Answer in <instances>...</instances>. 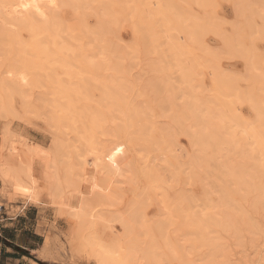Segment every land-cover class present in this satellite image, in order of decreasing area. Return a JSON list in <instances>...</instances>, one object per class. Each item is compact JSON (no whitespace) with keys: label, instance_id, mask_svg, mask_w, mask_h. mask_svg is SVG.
<instances>
[{"label":"rangeland","instance_id":"rangeland-1","mask_svg":"<svg viewBox=\"0 0 264 264\" xmlns=\"http://www.w3.org/2000/svg\"><path fill=\"white\" fill-rule=\"evenodd\" d=\"M87 1L88 0H85L86 4L83 3L77 6L78 10H79V7L80 6L83 7V5L84 7L86 6L87 9L89 8L88 7L89 5L92 6V2H90L92 0H89L90 3L88 4V6H87V3H88ZM102 1L103 0H101V2ZM120 1L121 0L117 1V3H111V2H115V0H104L103 5L106 6L107 4H109L108 6H106V9L107 7L108 9L107 10L103 8L100 9L102 10V13L106 12L105 14L107 15H104L105 20L107 19L108 24L111 26L112 29H116L114 26L111 25L112 22L115 21L114 20L115 18L118 19L116 20V22H113L114 25L118 23V25L116 26L117 27L119 26L116 31L113 30V33L115 31L114 33L115 36L111 33H110L111 34L110 36L107 35L106 30L110 28L109 25H108L109 27L107 26L108 29H102V33L104 34L100 36V38L104 37V35H107L108 36L107 39L109 41H107V39L104 38L103 39L104 41L102 42V40L99 38V36L96 33L97 29L95 31L92 30L93 25H95L94 26L95 28L96 26L98 28L100 23L104 21L103 14H101V12L100 13L98 12L100 6H102L101 5L102 3H100V0H98V2L96 0H93L94 3H98V4L100 3V5L95 4L94 6L91 7V9L96 7L95 11L97 10L96 12L99 15H101V17L103 18V21L101 22H100V20H102L100 19L101 17L98 18L100 19L98 20V23L100 22L99 25L98 23L97 25L95 24L96 18H94L93 16L94 14L92 15L94 10L93 12L92 10H90V13L91 12L92 13L91 15H88L90 14L89 9L87 12L86 9L84 10V7H83L84 12L85 11L87 12L86 13L87 17H86V14H83L85 15V17L83 15L82 17L80 16L81 13L83 12L81 8H80L81 10L80 13L76 7L71 8L70 6L72 5L69 6V4H66L68 6H63L60 8L61 11L59 10L60 12L58 11V13L56 14L57 16L56 19L59 21L61 19L63 20V21L61 20L60 22L58 21L57 25L59 28L61 27L60 29L59 28L58 29L59 31H61V34H63L64 38L55 36V41L57 42L60 41V44L59 43L58 44L61 46L63 45L64 48L61 46L59 47L57 42H54L48 37L43 36L41 34L36 35L37 40L33 44V46L36 49L33 48L31 43L35 40V36H33L34 40H32L33 37L27 32V30H25V28H22V36L24 40L22 39L23 42H21L20 45L18 44L20 42H14L9 39L7 40V37L4 39V41L7 40L8 43H5L3 39H1L0 43L1 44L3 42L5 43L4 45L5 50H4V46H0L2 49V51L0 52L1 54L0 55V66H1L0 73L2 74V76L4 75V78L6 76L5 75L6 70L12 69L11 67L13 65L17 66V64L19 65L20 64L22 65L32 64V65H35V67L39 66L38 68L40 69V71L34 73L35 75L34 78H33L34 75L33 76L31 75L32 79H35V81L37 80L35 84L32 85L30 83L31 81V78H30V81L28 82L30 85L28 86V83L25 84L24 86H26V88L25 87L23 88L22 87L23 85L19 86L20 87L19 92H18V87H15V85L13 84H11L12 86L10 84H6V85H9L7 86V88L5 84L1 86L0 89L3 90L5 88L4 92L5 93L7 92L9 95L8 94L5 95V93H3L2 90H0V97H1L0 98V140H1L0 143H2V141L5 142V138H3L4 137L3 135L5 134L8 135L9 133L10 134L9 136L15 139V141H17L16 138L18 139L17 135L21 134V136H23L25 140H27L26 142L28 144H34V145L37 144L41 149H43V151L44 150L45 152L48 151L47 153L50 154L52 157H54L53 155H55L54 159L60 160V161H57L58 163H56L57 165L55 167L57 171H60L59 180L61 182H63L65 173H67V175H70L69 178L73 179L74 181L78 177V175H80V173L84 172L85 174H88L94 171L95 177H96L95 184L93 185L94 193L92 194V197L90 196L88 197L89 198L88 201L91 204V206L94 208V210L99 211L100 214L102 215H106V214L112 213L111 211L116 210V209H119L122 212L129 210V208L132 206L130 210L133 211V208H134L135 213L137 212L136 215L138 216L140 214V217H138L139 219L137 220L138 223H141L142 225L149 224V226H152L153 231L155 230L154 233L157 234L158 238L161 236V233H163L162 229L165 228L164 233L162 234L161 237H163V235L164 236L170 235L173 237L175 235L174 233L176 232V234L177 233L178 235L180 234L179 237L181 239H184V238L186 240L188 239L187 240L188 242L194 241V245H192L194 247H191L189 245L188 246L190 247L189 251L192 252L190 254L192 255V257H189V259L193 261L195 264L196 263L198 264L202 259L204 261L209 260L210 256L213 258V261H211V263L209 264H264V205L262 204V199H261L262 196H259L260 194L253 189H246L244 187L240 188L238 187L237 183H235L236 174H234L233 171H238L239 169H241L240 166L242 164L239 165V160L235 159L231 153L226 154L224 152L226 156L221 157V155L223 154L221 151L222 149L221 146H223L224 143L219 144V145H217L218 143H213V140L214 141L216 140L217 133H215L216 135L215 136L214 131L212 130L213 133L212 131H210L211 133L208 137L206 136L204 137L203 135L200 134L201 136H203V137L201 136L200 137L202 139H205L204 142H202V140L199 141L201 139L199 136H198L199 139L198 138L195 139L197 140V142L195 141L196 146L199 142H200L199 144L204 143V145L202 146L199 145L200 149L198 148L199 146L195 148V146L193 145L194 139L191 140L189 135L184 134L186 127L188 128V130H192L193 127L195 128L197 127L194 125L196 124V122H193L191 117L190 119L189 117H187L188 111L186 110L188 109L186 108H189V106L187 103H185V101L188 99L186 96L187 95L189 96V94H192V92H194V94L192 95H194L195 99H198L200 101L202 100V103L206 102L207 100L206 103L209 104V106L207 104L202 105L205 109L207 108L208 111H205V109L201 106V110L203 112L204 111L205 112H209V111L216 112V110L219 111L220 113L222 112L225 115L224 117L225 120L223 119L225 126L227 125V127H229V128L225 127L227 128V130L228 129L232 131L234 130L233 132L235 133L236 131L235 126L239 128V130L237 128L236 132L238 133V135L236 134L237 135L236 137L240 141L236 139L237 140L236 143H239V144L241 143L243 147V143L248 139L250 140V135L248 134L246 130H249L248 128L251 127L250 121L253 122L257 118V113H256V110L255 112L254 110H252L254 109L252 108L253 102L249 104L245 102L246 100L245 94L246 95L249 94V97L248 96L247 97L249 99L250 97H252L251 99L252 101L253 99L256 100L257 98L256 101L258 103L259 102L264 103V95H262V93H264V63H263L264 62V35H263L264 34V0H242V2L241 0L240 1L239 0H213V1L211 0V3H210V0H203L205 2L204 3L202 1L203 4H208L205 6H203L202 4L200 5L201 2L198 3L199 5H196L197 3L195 2L196 0L192 1L195 3H192L191 0H182L183 3L177 6L179 8V15H181L182 18L184 19L189 14V12H191L190 13L192 14L191 17L190 18L187 17L189 19V21L187 20L188 23L190 22V19L193 17V15H195L193 17L194 21L196 19L199 20V19H204V18H206L207 20L209 19L208 21H211L209 22L210 24V27H209L208 26L209 24L207 23V20H206V28L208 29L207 34H206V29L204 28L205 30L201 34L205 33L206 35L205 36L203 35V37L202 35L200 36V33L198 35L200 36V40H201L200 41L198 39V41L201 42L202 47L201 45H198L200 44L198 41H197V44H196V41L195 43H192V41L190 42L189 40H187L186 36H185V39H183L185 34H182V35L179 34L181 33L179 30L178 32L176 29L177 33L173 32V30L175 29L174 27H173L174 28L173 30H169L168 26L164 24L165 23L164 20H163L164 23H162V20H159V22L161 23H159L158 20H150V19H158L159 17V16L157 17L158 12H159V15L161 12V16L159 17L161 19H164L166 13H170V12L172 13L171 15L178 16L177 14L178 11L173 12V10H170V8L165 9L167 10L166 13L164 12L165 15L162 14L161 10L163 9V11H165L164 7L165 8L170 7L171 3L168 2L167 0L166 1L169 3V5L167 3L164 4L163 0L162 2L160 0H154L155 2L153 0H149L150 3L147 2V4L151 5V7L149 6L150 8H145V7H148L146 5L145 0H139V2H136V0H130V2L129 0L128 2H126L127 0H122L121 3ZM159 1L161 2L160 4H159ZM170 1L172 2L171 4L172 7H173V4L174 5L179 4V2H175V1L182 2L181 0H170ZM125 2H126V5L129 4L128 7L132 6L131 2H133V6L131 8L129 7L132 11H130V9H126L127 7L123 5ZM140 2L144 3L145 6L141 7L142 4L140 6L139 4ZM238 2H240L241 4L242 3L244 4L241 6L239 5L240 6L239 8L237 4ZM136 3H138L140 7ZM156 3H158L159 7L162 5L163 8L160 7L162 9L158 10V6ZM77 4L79 3L76 2L75 5ZM121 4H122V7H121L122 10H120ZM96 5H98L99 7ZM74 8L76 9L74 10ZM140 8L141 10H143L142 12L143 14L140 12L141 11L139 10ZM241 8L242 10H240ZM145 9L147 10L151 9V10L150 11L146 10L145 12ZM123 10H125V13ZM155 10L158 12L156 13ZM176 10L177 9L175 7L174 11ZM129 11L131 12V15H129L130 14ZM185 11H187V14H185ZM150 12L152 13V16L155 12L156 16L151 18ZM73 13L79 15L80 19H78L79 17L77 15H74ZM121 13H123V16ZM98 14H97V17H98ZM114 14L120 15L119 16L120 19L118 18V15L115 16ZM124 14H127L128 16L126 15L125 17ZM139 14L140 15L142 14L143 16L146 14L147 15L145 16V18H143L142 15L141 17H139L140 16ZM111 15L114 17H112L111 23H109L111 19L110 17ZM148 15H149V18H148ZM162 15H164V18L162 17ZM75 18L77 19V22ZM83 18H86V20ZM141 18L144 19V21H141L142 20ZM185 19L184 21L187 22ZM91 20H93V22H91ZM120 20H122V22H119ZM128 20L130 21V23ZM145 20L147 21L145 22ZM148 20L149 22L153 21V24H151L152 22L149 23ZM138 21H140L141 25L138 24L139 23ZM242 21L243 23L244 22L249 23V25H252V27H249V25L248 24L246 25L245 23L242 25ZM64 22L66 23L67 28L65 27ZM70 22H73V24H75L76 22V25H73V27L74 26L76 27L78 23H80V27H78L79 26L78 25L77 28H74L75 30H73V27H71ZM191 22L193 23V21ZM199 22L200 21H198V23ZM61 23L63 24L64 29L66 28L65 30L62 28ZM124 23H127V24H124ZM148 23L150 25L149 27L146 26ZM157 23L160 24V26H162L163 24V26L160 27L159 29ZM133 24L134 26L136 25L135 29H138L137 27L143 26L142 28L144 29L141 31H143L146 35L150 34L149 36L151 37L155 35V33H157L156 35L159 36L158 37L159 40H157L158 38L155 35L157 41L150 43V41L148 42V40L153 41L152 39H155V37L153 36L154 38L152 37L151 39V37L148 36L146 37L147 42L145 43L146 45L147 43L148 44L150 43L147 47H149L150 45L152 46H150L149 48L143 46L144 44V42H142L143 39L141 40L140 38L141 36L142 38H145L143 37L145 34L141 32L142 33L141 35V33L138 32V30H136L138 32V34H136L132 26ZM103 25L105 24L102 23V26ZM106 25L105 27L103 26V28H106ZM234 25L236 26L242 25V27L240 26L241 28L239 29L238 28L232 29V26L235 27ZM82 26L83 28H81ZM165 26L167 27V31L165 29ZM89 27H91L90 30H88ZM150 27L151 29L153 28V30L155 28V30L154 31L150 30ZM243 27L245 28L242 29ZM247 27H249L248 29H251L253 27L255 28L254 31L255 30L256 31L253 33V35L249 30H247ZM78 28H81L80 30H82V33H84L88 37H83L85 35L84 34L82 35ZM71 29H72V32H71ZM131 29H133L134 32ZM161 29L163 30L160 31ZM240 29L244 30L243 32L241 30L242 34L243 33L245 34L246 32L250 33L251 38H249L250 35L249 36L241 35ZM214 30L216 31L215 36H214L215 34ZM238 30H239V35H238ZM76 31L77 32L79 31V33H76ZM91 31L95 32L93 36H92L93 32L90 35ZM109 31L111 32L112 30H108V32ZM74 33H76L77 35H74ZM139 33L141 35L140 37H139ZM167 33H172V34L175 33L174 35L175 37L171 41H175V38H177L176 35L177 36L180 35L181 39L179 36L178 37L179 42L177 43L175 42V45L172 47L169 45L171 43L169 41L171 38L169 37ZM29 35L30 37H28ZM57 35L62 36L60 34H57ZM71 35L74 37L75 40L70 39V38L73 39ZM233 35L235 36L238 35V36L235 37ZM41 36L42 38L44 37L43 40L39 39ZM66 36L68 37L66 38ZM91 36L94 37L95 39L97 38L96 39L97 41H99L100 39L101 44L110 42V44L109 43H107L106 45L103 44L107 51H110V50L112 51L115 48V47L113 48L111 47L113 46L112 44L113 40L119 39L118 41L121 42L120 45L122 44L121 46L122 48H124L123 51L125 50L126 52L122 51L123 52V55H122L121 51L119 50L121 47L116 48V50L117 49L119 50V53L118 52L117 53L120 56L116 55L117 53L116 54L114 53L116 50L115 51L113 50L114 51L113 53L111 51H110L111 53L107 52L104 49V47L101 44H99L100 41L99 43L98 42L96 43L95 39L92 38ZM111 36H113L114 39H112ZM221 36H224L223 38H225L226 40L228 38L230 41H231L230 38H232V36L235 37L236 39L232 38V41L233 42L235 41L232 44L233 47L232 46L230 47L227 42H226V45H223ZM241 36L244 38V39L242 38L244 42L242 39L237 38ZM4 37L0 33V38H4ZM64 39H66L67 41ZM87 39L89 41L93 40L94 42L91 41L93 42V45L95 43L94 46L97 45L99 49L102 47L104 52H101L100 54H98L101 49L99 51L96 50L97 48L95 49L92 43H89V45L87 46V43L89 42ZM180 40L182 41L183 45L185 44L184 46H186V48L184 46H183L184 49L180 48L181 47ZM42 41L44 43H42ZM114 41L115 43L117 42L116 40ZM162 41L164 44H162ZM176 41H178V39ZM241 41L243 43H241ZM248 41L251 44H249ZM13 44H14V49L16 52L13 49ZM159 44L161 46H158ZM177 44H180L178 45L179 50L174 48L177 46ZM9 45L12 47H9L7 49ZM15 45L17 46V48ZM23 45L26 48H22L24 47ZM36 45H39V48ZM44 45L46 46L44 47ZM153 45H155L158 53L157 51L155 52V48ZM40 46L42 47V50L40 49ZM49 46H50V49H49ZM91 46H93V48ZM107 46H109L110 50L109 48L107 49ZM78 47L79 49H77ZM86 47L87 49H85ZM160 47H161L162 53H161ZM250 47H251V50H250ZM56 48H59V50L58 49L56 50ZM61 48H63L64 50L62 52H59ZM145 48H147L148 50L150 49V50L148 51ZM246 48L249 50V53H251V56L255 53V51L257 54H254V57L253 56L249 57L248 55L250 54H248L247 52L248 50H246ZM47 49L49 50L50 54L48 53ZM24 50L26 51V53H24ZM35 50H36V53L33 52ZM66 50L67 52L65 54ZM204 50H207V51H204ZM243 50H246V52H244ZM252 50L254 52H252ZM37 51H40L39 53L40 54L42 53V54L38 56ZM3 52H4V56H3ZM72 52L74 54H72ZM94 52H98V53L95 54ZM211 53L214 56L217 55L215 56L216 57L215 59H213L214 56ZM25 54H28L29 56L30 55L31 56L29 57L27 55L28 56L27 57L25 56ZM69 54L71 57L69 56ZM209 54H210V57H209ZM234 54H237V57ZM238 54L241 57L238 56ZM257 57L260 59H258ZM52 58L53 59L55 58L53 62L54 63L57 62V66L56 64L53 65V62L51 61ZM87 59L90 61L89 63ZM58 60L62 61V65H61V62L60 64L58 63ZM95 60H97L98 62ZM48 61H50L49 69L51 70L47 69L49 65ZM120 61H122V65L120 64ZM63 62H65L67 66L64 67ZM115 62H116V65L113 66ZM51 64L53 65L52 67H51ZM247 67L249 69H247ZM210 68L213 71H211ZM73 69L75 70L74 72H73ZM180 69L189 71L187 75V78H188V80L186 81L187 83H185V81H182L183 78L181 79ZM1 70H3V72ZM65 70L67 73L65 72ZM71 70L73 73L71 72ZM247 70H249L250 72H248ZM246 71L248 73H251L250 74L251 77L255 76L257 79L255 80L254 77L252 79ZM46 72L50 74H47ZM36 73H39V74H36ZM40 75L41 76L43 75V78L40 77ZM212 75L214 76L213 80L215 84L217 83L216 88L219 87L220 89H222V91L220 90L222 92L220 93V95L218 93L219 89H216V88L214 89L215 84L213 80L211 79L213 78ZM220 75L221 77L223 76L222 79ZM226 76H227V79L229 77L228 81L225 80ZM230 79L232 80V82L230 81ZM161 82L162 83L167 82V88L165 90H162V87H159V84H162ZM257 82H260V83H257ZM123 83L124 85L127 86V88L126 86L122 87ZM188 84L193 90V91L191 90L192 92L190 91L191 93H189L187 88L185 89V87ZM102 85H104V87ZM36 86H39V87H36ZM10 87L12 88L10 89ZM164 87L165 85L163 86V88ZM223 88L225 89L226 92L230 91V94L226 93L225 95ZM233 88L236 92L231 91L233 90ZM108 89H110V91ZM22 90H23V93H21ZM184 90H185V93L182 92ZM248 90H250V92ZM239 91L241 92L244 91V93L242 92L243 94H241V92ZM120 92H121V96H120ZM221 94L223 95L224 98L222 97ZM169 95L172 97V99L166 98ZM229 95L232 96V100L230 99L231 96ZM236 95L237 96L241 95L242 98L244 97L243 100L241 96H239L238 97L239 100L237 101L238 98L236 97ZM226 96L228 97L226 98ZM212 97L214 98V100ZM184 98L186 100H183ZM258 98H260L262 101H260V99ZM218 99H220L221 101ZM229 101L230 103L232 102L233 104L232 103L230 104ZM241 101H244V102H241ZM165 102L167 103V105ZM168 102H172V103L174 102L173 106L175 108L171 109L173 108V106H171V104L168 105ZM224 102L225 104H223ZM248 102H250V100ZM159 103H162V104L160 105ZM236 103L238 104L236 105ZM263 103H259V104L262 105ZM230 105L233 109L230 108ZM134 106L136 107V109H134L135 108ZM167 106H169V109H171L172 111L171 113H169L170 111ZM224 107H226L228 111ZM159 108L163 109V113L165 114L167 113L166 110L168 109L169 115H167L168 113L166 114V116L162 115ZM223 108L224 110H222ZM234 108H235L236 113L234 111H231V114H237L239 116L242 115L240 116L242 118V121H239V122H242L241 124L240 123L238 124V122L236 121L234 124V121L231 122L230 121L231 119L228 118L230 114L228 113L230 112L229 110L231 109L234 110ZM131 109L132 110L134 109V110L131 111ZM219 109H221V111ZM173 110H175V112H173ZM130 112L131 113L133 112L132 113V115L134 114L133 117L131 116V114H129ZM212 114L215 115L214 113ZM80 115H81V118H80ZM173 115H175V117L180 119L181 121L178 120V122L176 121L175 123L176 119ZM168 116H171V117L173 116V117L168 118ZM262 117H264V109H263ZM256 120L258 121V119ZM226 121L228 123H226ZM229 121L232 124L231 123L229 124ZM246 122L249 125H247ZM94 123L96 124V126ZM177 123L179 124L178 127H177ZM192 123H193V126H192ZM236 123L238 124V126L236 125ZM243 123L244 124L246 123V124L244 125ZM258 123L259 122H257V125ZM172 124L173 125L176 124V127L173 126ZM197 124H199L200 127L202 126L201 128L205 130L204 132L206 134L209 132L211 128L209 124H208L209 128L204 126V124L206 125V122L203 124H201V122H197ZM233 125H234V129H233ZM246 125H247L246 127L247 129L244 128ZM252 125L256 127L255 126L256 123L254 124L252 123ZM189 126H191L192 128L189 129ZM241 126H242L241 130L246 131L247 133L245 132L244 133L248 136L239 138V136L244 135L243 131L241 132L240 130ZM158 128H160L159 131H158ZM166 128H168V131H165ZM195 128L194 130L196 131L199 130V127L197 128L198 130ZM141 129H144V130H141ZM145 129L148 131H146ZM152 129L153 131H151ZM157 131L159 135L161 134L160 136L158 135V137H157ZM161 131H163L162 132L163 134L166 132L164 134V136L166 135L165 137L162 135ZM199 131L198 133L202 132V134L205 135L203 131H200V132ZM168 132H169V136H171V138L168 137L169 140L166 139ZM141 133H143L144 135ZM209 137L212 140L211 144L208 142L210 141ZM245 137H246V140L244 141ZM153 138H155L158 142L155 141V139ZM164 138L167 141L164 140ZM207 138L209 139L208 141H206ZM241 138H244V139L242 140ZM130 139L133 140L132 142L134 143L132 142L129 143ZM152 141L154 144H152ZM206 142L208 143L207 145H205ZM157 143L159 144L161 143V144L158 145ZM165 143H167L168 145L170 143L169 147L168 145H166L165 146L166 148H164L163 146L165 145ZM212 144H214V148L217 145L215 149L210 148ZM203 146L204 148H202ZM207 146L209 147L207 148ZM244 146H245V149L249 148V146L251 147V143L250 144L244 143ZM219 147H221V149ZM93 148L95 152L91 153L90 149L92 150ZM121 149H123L126 152L127 162L125 161V164H124L125 165L124 170H127L126 173L124 172L121 173L120 170L117 169V167L113 166L112 160H111L113 158H117L118 155H120ZM195 149L204 150V151L199 152L201 153L200 157L201 158L203 157L202 159H199L200 158L199 154L197 156ZM212 149L216 151L219 150V152L221 151V153L217 154L218 152L215 151L216 152L215 153L213 152ZM251 149L252 147L250 148V150ZM97 150L101 152H98ZM117 152L119 154L116 157L115 154ZM244 152L246 153V150H244ZM107 153L109 154V157L107 156L108 155ZM113 153H114L113 155L114 157L112 156ZM193 154L196 155V158L199 157L198 158L199 161L193 162L194 161L192 158ZM98 157L99 158L102 157V158L98 160ZM189 157L191 158L189 159ZM217 158L218 160H216ZM206 159L207 160L210 159L208 160V163L211 162V166H208L210 164L207 163ZM190 160L192 162H190ZM205 161H206V164H204ZM218 162L220 164H218ZM234 164H236V166H234ZM246 164L248 163H244V166ZM250 164L251 163H249L245 167H242V169L245 168L243 170L248 171L249 168L247 169V167L249 166L251 168V171H254L252 169L255 168V166L250 165ZM219 165L220 167H222V169L228 168L229 170L231 168L232 172L226 174L224 172V169L222 170L219 167ZM233 166L235 168L237 167V169L235 170ZM83 168H85V170L81 172ZM39 170H41L40 165L37 166L35 170V175L36 177L38 176L41 178V173L39 172ZM74 171H77V172L75 173ZM78 171H79V174H78ZM40 182L41 184L39 188L40 189L39 197H40V200L42 201L48 198L49 193H48L47 184L43 182L41 179H40ZM75 182L76 180L73 182V185H68V187L65 186L64 183H62L63 184L61 186L62 197L71 198L74 192L75 193L77 192L76 191L77 187L73 188L75 187L74 185ZM238 189H240L241 192H239L240 190L238 191ZM82 193L86 195L85 194L86 191H82ZM205 193L207 194L205 195ZM85 197L87 198V195ZM46 201H44L43 203H40V202L33 203L37 206V208L40 209L39 222L41 226V231L45 239V244L40 248L39 252H36L34 256H31L38 263L40 262L41 264H66L68 262H77L78 264H94L93 259L91 260V257L88 253L90 246L89 244L86 243L87 241L86 238H84V237H87L85 236V234H88L89 232H91V234H95L98 240L101 243L105 244L106 247H108L109 249L113 251L118 250L119 253L123 251L124 249H126L128 240L132 239V241H134V239L137 238L134 236V234H130L129 237L124 235L123 237V234H122L123 229H122V226H120L121 224H119V222H114L112 224V227H113L112 230L114 233L111 237L109 235H108L109 237H106L104 230H101L100 228L89 227L87 229L79 225L76 226L74 223L71 224L70 220L68 219V216H66L65 214H60V212L57 211L56 206L53 207L50 203L48 204V202ZM108 202H111L112 205H109ZM26 203H27V200H26L25 191L21 189V187L19 188V187L11 185L9 182L5 181V179L2 176H0V213H2L1 209H3V211H13L14 213L19 212L21 211V208H23V206L21 205L22 204L25 205ZM18 205L21 207H19ZM191 206L192 207L195 206V208H191ZM227 209L229 211V214H228ZM189 210H191L194 214L191 213V211ZM196 210H198V215L196 214L197 212L195 213ZM221 210H223L225 213H223V211L221 212ZM199 211H200L201 219L197 220L196 217L200 218ZM182 216H184L186 220H183L184 217ZM209 216H212V217H209ZM205 217H206L205 219L206 221H204ZM188 219H189V226L188 224H186L188 223L187 221ZM179 220H180V223H178ZM181 220L185 221V223L183 221H182L183 223H181ZM191 220H192V224L193 225L195 224V226L193 225L191 226ZM161 221L165 223L166 225L165 227L163 226L162 224L163 222ZM169 221L171 223H169ZM236 221L239 223L237 224ZM204 222H207V223L205 224ZM228 223L230 225L228 229L229 231L226 229ZM157 224L160 227V228L157 227L158 229L156 228ZM225 224L227 225L225 226ZM235 224L238 225V227H236ZM184 226H186L185 228L187 230L184 228ZM235 227L236 229H234ZM239 229H241L242 232ZM86 230L88 232H86ZM186 231L187 233L188 231H190L189 232L190 235L189 233L187 234ZM234 231L235 232L238 231L239 233H235ZM248 231L250 233H248ZM166 232H167V235H166ZM184 232H185V235H184ZM252 232L253 234H251ZM195 237L197 238L196 240H195ZM198 238L203 239V240L205 238V240H207L209 243L211 242L212 245L209 243L207 244V242L202 244L201 242H199ZM158 244L161 248L164 247V243L161 239L158 240ZM201 244H202V247H200ZM48 251H51L52 253H54V255L56 253L57 254L59 253L64 256L60 255V258H57L55 256H50L48 255ZM67 253L69 255H67ZM206 253L209 254V257L207 256L208 254L205 255ZM66 255L67 257H65ZM213 255L215 257H213ZM165 264H170L167 261V259L165 260Z\"/></svg>","mask_w":264,"mask_h":264},{"label":"bare ground","instance_id":"bare-ground-1","mask_svg":"<svg viewBox=\"0 0 264 264\" xmlns=\"http://www.w3.org/2000/svg\"><path fill=\"white\" fill-rule=\"evenodd\" d=\"M97 2H98V0H96ZM117 1H119V0H117ZM117 1L115 0V2H111V3H117ZM146 1V5L148 6V7H145V8H150L151 7V5L150 4H147V2L148 3H150L149 2V0L147 1V0H145ZM154 1V0H153ZM161 2H162V0H160ZM159 1V4L161 3ZM166 1V0H165ZM164 0H163V2H164V4L165 3H167L168 5H169V3L168 2H170L171 4H172V2L170 1V0H167L166 2H165ZM182 1V0H181ZM193 0H191V2H192ZM202 1L203 0H196L195 2H197L196 3V5H199L198 3L199 2H201L200 3V5L202 4L203 6H205V5H208V4H203L202 3ZM213 1V0H212ZM240 1V0H239ZM76 2H78L79 4H77V5H75L76 4ZM88 3H87V6H88V4L90 3V2H92V6H94L95 4H98V3H94L93 2V0L92 1H90L89 2V0L87 1ZM103 2H104V0L101 2V0H100V3H102L101 5L102 6H100V8H99V13L101 12V14H103V18H104V21H103V18L101 17V15H99L96 11H95V9H96V7H94L93 9H91V7L92 6H88L89 8V13H90V10H92V12H93V10H94V12L92 13V15L94 16V18H96V20H97V22H96V20H95V24L97 25V23H98V20H100V19H102V20H100V22L101 21H103L102 23L103 24H107L106 25V28H103V26L105 27V25H103L102 26V23H100V25H99V23H98V28H97V26H96V28L94 27L95 25H93L92 27H93V31H95L96 29H97V35L99 36V38H100V36H102L104 33H102V29H108V27L110 26L109 24H108V21H107V19L105 20V17H104V15H107V14H105V13H102V10H100V9H106V6H108L109 4H107L106 6H104L103 5ZM122 2V0L120 1V3ZM126 2H128V0L126 1ZM126 2L123 4V5H125V7H127L126 9H130L132 6H133V2H131L130 4L132 5V6H129L128 7V5H126ZM129 2H130V0H129ZM136 2H139V0H136ZM144 2V1H143ZM155 2V1H154ZM175 2H179V4L178 5H174L173 4V7H172V5L170 4V7H167V8H165L164 7V10L165 9H169L170 8V10H173V12H177L178 11V16H174V15H171L172 13L170 12V13H166V11L167 10H165V11H163V7H162V5L160 6V7H162V8H160L159 6H158V3H156L157 4V6H158V10H161L162 11V14H164V12L166 13V15H165V18H164V15H162V17L164 18V19H161V18H159L160 16H161V12H160V15H159V12L158 11H156L155 10V12L157 13L158 12V15H157V17H158V19H150V20H158V22H159V20H162V23H164L165 25H167L168 26V28H169V30H173L174 28V30H173V32H176V29H177V31L179 30L181 33H179V34H185L184 35V38L183 39H185V36H186V38H187V40H189L190 42L192 41V43H195V41H196V44H197V41H198V39L200 40V36L202 35V37H203V35L205 36L206 34H207V31H208V29L206 28V18H204L205 19V21H204V19H199V20H195L194 21V19H193V17L195 16V15H193V17L190 19V22L188 23V21H189V19L188 18H190L191 17V15L192 14H190L191 12H189V14L185 17V18H187V19H185L187 22H185L184 21V19L182 18V16L181 15H179V8L177 7V6H179L181 3H183V1L182 2H180V1H175ZM195 2H192V3H195ZM204 2V1H203ZM241 2H242V0H241ZM83 3H85V0H0V33L3 35V37L4 38H0V41H1V39H3V41H4V39L7 37V40L9 39V40H12V41H14V42H20V43H18L19 45L21 44V42H23L22 41V39H23V36H22V28H25V30H27V32L33 37V36H35V40H34V37H33V39L32 40H34L32 43H31V45L33 46V44H34V42L37 40L36 39V35H38V34H41V35H43V36H46V37H48L49 39H51L52 41H54V42H57V41H55V36H57V37H61V38H64L63 37V34H61V31H59V29L61 28H59L58 27V21L59 20H57L56 19V14L58 13V11L60 10V8L61 7H63V6H68V5H66V4H69V6L70 5H72V6H70L71 8H73V7H76L77 8V6H79V5H81V4H83ZM94 3V4H93ZM100 3L98 4V5H100ZM107 3V2H106ZM105 3V4H106ZM119 3V2H118ZM135 3V2H134ZM174 3V2H173ZM205 3V2H204ZM210 3H211V0H210ZM86 4V3H85ZM137 5H138V3H136ZM140 4V6H141V4H142V6L141 7H143V6H145L144 5V3H139ZM156 4H155V6H156ZM238 4V6L240 5H243L244 3H240V2H238L237 3ZM237 4H236V6H237ZM98 5H96V6H98ZM135 5V4H134ZM167 5V6H168ZM136 6V5H135ZM139 6V5H138ZM139 6V7H140ZM150 6V7H149ZM153 6V5H152ZM154 6V7H155ZM176 7V11H174L175 10V7ZM240 6H239V8H240ZM245 6V5H244ZM83 7H84V5H83ZM83 7H79V10H78V8H77V10L79 11V13H80V11L81 10H83ZM99 7V6H98ZM98 7H97V9H98ZM122 4H121V6H120V10H122ZM172 7V8H171ZM76 8H74V10L76 9ZM80 8H81V10H80ZM136 8V7H135ZM174 8V9H173ZM239 8H237V9H239ZM86 9V11L88 12V9L86 8V6L84 7V10ZM107 9H108V7H107ZM106 9V10H107ZM124 9V8H123ZM125 9V10H126ZM133 9V8H132ZM138 9V8H137ZM142 9H144V8H142ZM155 9V8H154ZM181 9V8H180ZM76 10V11H77ZM84 10H83V12L81 13V15L80 16H82L83 14H86L87 12L85 11L84 12ZM125 10H123L124 11V13H125ZM139 10H141V8L139 9ZM146 10L147 9H145V12H146ZM151 10V9H150ZM150 10H147V11H150ZM240 10H242V8L240 9ZM239 10V11H240ZM61 11V10H60ZM59 11V12H60ZM109 11V10H108ZM130 11H132L131 9H130ZM129 11V15H131V12ZM134 11V10H133ZM181 11V10H180ZM189 11H190V9H189ZM121 12V11H120ZM135 12H136V10H135ZM141 13L143 12V10H141L140 11ZM153 12V11H152ZM154 12V14H153V16H152V13H151V18L152 17H154V16H156V13ZM183 12H184V10H183ZM70 13H72V12H70ZM91 13L90 14H88V15H91ZM110 13H111V11H110ZM110 13H109V15H110ZM126 13H128V12H126ZM137 13H138V11H137ZM60 14V13H59ZM58 14V15H59ZM74 15H77V14H75V13H73ZM97 14H98V17H97ZM122 14V16H123V13H121ZM143 14V13H142ZM141 14V15H142ZM174 14V13H173ZM185 14H187V11H185ZM72 15V14H71ZM115 16H117L118 14H114ZM126 15L127 14H124V16L126 17ZM140 15V14H139ZM141 15L139 16V17H141ZM147 15V14H146ZM146 15H142V17L143 18H145V16ZM184 15V14H183ZM79 18L78 19H80V16L79 15H77ZM84 17H85V15H83ZM82 16V17H83ZM96 16V17H95ZM120 15H118V18L120 19V17H119ZM128 16V15H127ZM86 17H87V14H86ZM101 17V18H100ZM108 17V16H107ZM111 17V19H110V21H109V23H111V21H112V17H114V16H110ZM184 17V16H183ZM98 18H100V19H98ZM124 18V17H123ZM133 18V17H132ZM148 18H149V15H148ZM148 18H146V19H148ZM209 18V17H208ZM58 19H59V17H58ZM76 19V18H75ZM83 19H85L86 20V18H83ZM89 19H90V17H89ZM127 19V18H126ZM129 19H130V17H129ZM142 19V18H141ZM57 20V21H56ZM62 20V19H61ZM60 20V21H61ZM74 20V19H73ZM115 21H113V22H116V20H118V19H114ZM133 20V19H132ZM163 20H164V22H163ZM209 20V19H208ZM207 20V23L209 24V22H211V21H208ZM59 21V22H60ZM63 21V20H62ZM69 21V20H68ZM105 21H107V22H105ZM126 21V20H125ZM129 21V20H128ZM130 21H131V19H130ZM130 21H129V23H130ZM141 21H144V19H142ZM147 20H145V22H146ZM191 21H193V23L191 22ZM197 21V22H196ZM198 21H200L199 23H198ZM202 21V22H201ZM203 21H204V23H203ZM74 22V21H73ZM73 22H70V24H71V27H73V25H76V22H77V19H76V22H75V24H73ZM78 22H80V21H78ZM91 22H93V20H91ZM105 22V23H104ZM113 22H112V26H114L116 29H112L111 28V26H110V28L108 29V30H112L111 32L109 31L108 32V30H106V32H107V35H111V34H113L114 36H115V31L117 30V28L119 27H117L116 25H118V23H116V25H114L113 24ZM119 22H122V20H120ZM124 22V21H123ZM139 22V23H138ZM137 23L139 24V25H141L140 24V21H138ZM148 22H149V20H148ZM152 22V23H151ZM151 22H149V23H151V24H153V21H151ZM185 22V23H184ZM65 23V22H64ZM136 23V24H137ZM142 23V22H141ZM144 23V22H143ZM149 23L146 25V26H150L149 25ZM159 23H161V22H159ZM246 25L248 24L249 25V23H247V22H244ZM243 23V21H242V25L244 24ZM62 24V23H61ZM85 24V23H84ZM124 24H127V23H124ZM123 24V25H124ZM135 24V23H134ZM134 24L132 25L133 26V28H134V30H135V32H136V34H138V32H143V31H141V30H143L144 28H142V27H137L138 29H135V27H136V25L134 26ZM158 24V23H157ZM240 24V23H239ZM79 25V26H78ZM78 27H80V23H78ZM109 25V26H108ZM120 25H121V23H120ZM122 25V26H123ZM155 25V24H154ZM171 25V26H170ZM242 25H240L241 27H242ZM77 26L75 27H73V30H75L74 28H77ZM108 26V27H107ZM162 26H163V24H162ZM162 26H160V24H158V28L160 29V27H162ZM209 27H210V24L208 25ZM212 26V25H211ZM235 27H233L232 26V29L234 28H241L239 25H234ZM65 27H66V23H65ZM131 27V26H130ZM152 27V26H151ZM151 27H150V30H153V28L151 29ZM172 27V28H171ZM174 27V28H173ZM249 27H252V25H249ZM249 27H247V30H249L251 33H252V35H253V33L256 31H254V27L253 28H251V29H248ZM59 28V29H58ZM62 28L64 29V27H63V24H62ZM67 28V27H66ZM65 28V29H66ZM81 28H83V26L81 27ZM81 28H78L79 29V31H80V33L83 35L84 33H82V30H80ZM140 28V29H139ZM164 28V27H163ZM206 29V34L204 33V34H201V33H203L204 32V30ZM213 28V27H212ZM211 28V29H212ZM245 27H243L242 29H244ZM58 29V30H57ZM64 29V30H65ZM91 29V27H89V29L88 30H90ZM146 29H147V27H146ZM165 29H166V31H167V27L165 26ZM242 29H240V33H241V35H247V36H249V38H251V34L250 33H248V32H246L245 34L243 33L242 34V32L244 31V30H242ZM87 30V31H88ZM113 30H115L114 31V33H113ZM133 32H134V30L133 29H131ZM136 30H138V32L136 31ZM140 30V31H139ZM154 30H155V28H154ZM153 30V31H154ZM163 29H161L160 31H162ZM241 30H242V32H241ZM79 31L77 32L76 31V33H79ZM93 31H91V33H90V35L92 34V32ZM103 31H105V30H103ZM178 31V32H179ZM211 31V30H210ZM209 31V32H210ZM215 31V30H214ZM235 31H237V30H235ZM234 31V32H235ZM245 31H246V29H245ZM66 32V31H65ZM71 32H72V29H71ZM105 32V33H106ZM148 32V31H147ZM169 32V31H168ZM183 32V33H182ZM63 33H64V31H63ZM67 33V32H66ZM70 33V32H69ZM76 33H74V35H77ZM87 33V32H86ZM94 33L95 32H93V34H92V36L94 35ZM111 33V34H110ZM140 33H139V37L142 35V33H141V35H140ZM164 33H165V31H164ZM177 33V32H176ZM199 33H200V36H198L199 35ZM212 33V32H211ZM263 33V32H262ZM57 34H60V35H62V36H58ZM80 34V35H81ZM88 34H89V32H88ZM143 34H145L144 32H143ZM153 34V33H152ZM157 33H155V35H156ZM168 35H169V37L171 38L169 41L171 42L169 45L170 46H174L175 45V42L177 43V42H179V36H177L176 35V37L177 38H175V41H171V40H173L174 39V35H175V33L174 34H172V33H167ZM197 34V35H196ZM213 34H214V32H213ZM212 34V35H213ZM220 34V33H219ZM30 35L28 36V37H30ZM85 35V34H84ZM107 35H104V37H101L100 39L102 40V42L104 41L103 39L105 38V39H107ZM146 35V34H145ZM143 36V37H145V38H142V36H141V40H142V42H144V44H143V46H145V47H147L150 43H152V42H154V41H157V40H159V36H157V40H156V36L155 35H153L154 37H155V39H152V37L151 36H149L150 34H147L146 36ZM210 35V34H209ZM216 35V31H215V34H214V36ZM238 35H239V30H238ZM238 35H236V36H238ZM264 35V34H263ZM72 36V35H71ZM91 36V37H92ZM151 37V39L153 40V41H151V40H148V42L150 41V43L148 44L147 43V45H146V43L145 42H147V40H146V37ZM233 36H235V35H233ZM232 36V38H234V39H236L235 37H233ZM68 36H66V38H67ZM73 37V36H72ZM83 37H88V36H83ZM90 37V38H91ZM95 37H97V36H95ZM153 37V38H154ZM199 37V38H198ZM220 37V36H219ZM224 36H221V38H222V41H223V45H226V42L229 44V46L231 47H233V43L235 42H233L232 41V38H230L231 39V41L227 38V40L225 39V38H223ZM76 38V37H75ZM92 38H94V37H92ZM111 38L112 39H114V37L113 36H111ZM238 39L240 38V39H242L243 37L241 36V37H237ZM40 40H43L44 39V37L42 38V36L39 38ZM71 40H75L74 39V37H73V39L72 38H70ZM89 39V38H88ZM87 39V40H88ZM95 39V38H94ZM97 39V38H96ZM95 39V41H96V43L98 42L99 43V41H100V43L99 44H101V40L99 39V41H97ZM109 39H110V37H109ZM178 39V41H176ZM180 39H181V36H180ZM182 39V40H183ZM224 39V40H223ZM233 39V40H234ZM244 39V38H243ZM242 39V40H243ZM4 41L5 43H8V41ZM24 40V39H23ZM60 40H62V39H60ZM64 40H66V39H64ZM70 40V41H71ZM90 40V39H89ZM88 40V41H89ZM114 40H116L117 42L115 43V41ZM113 40V42H112V44H113V46H111L112 48L113 47H115L113 50L115 51L116 50V48H120L119 50L121 51V53H122V55H123V52H126L125 50L123 51V49L124 48H122V44L120 45V43L121 42H119L117 39H114ZM219 40V39H218ZM246 40V39H245ZM251 40V39H250ZM12 41H11V43H12ZM67 41V40H66ZM91 41H93V40H91ZM91 41H89L88 43H87V46L89 45V43H92V45H93V42H91ZM107 41H109L108 39H107ZM181 41V40H180ZM185 41V40H184ZM183 41V42H184ZM201 41V40H200ZM220 41V40H219ZM240 41V40H239ZM0 43V46H4L5 45V43ZM28 42V41H27ZM30 42H31V40H30ZM64 42V41H63ZM74 42V41H73ZM77 42H78V40H77ZM161 42V41H160ZM199 42V41H198ZM243 42H244V40H243ZM242 41H241V43H243ZM249 42V41H248ZM26 43V42H25ZM42 43H44L43 41H42ZM51 43V42H50ZM60 44V41L59 42H57V44ZM107 43H109L110 44V42H107ZM107 43H102L101 45L104 47V49H105V46L103 45V44H107ZM156 43V42H155ZM174 43V44H173ZM181 43V45L180 44H177V46L176 47H174V48H176V49H178L179 50V48H178V45H180L181 47L180 48H183L184 49V47L186 48V46H184L183 44H182V41L180 42ZM200 44H198V45H201V42H199ZM18 44H17V46H18ZM23 44V43H22ZM38 44V43H37ZM58 44V46L60 47L61 45H59ZM77 44V43H76ZM161 44V43H160ZM158 45V46H161L162 44H164L163 43V41H162V44L161 45ZM237 44H238V42H237ZM249 44H251L250 42H249ZM6 45H8V44H6ZM41 45H43V44H41ZM94 45H95V43H94ZM93 45V46H94ZM157 45V44H156ZM16 46V45H15ZM17 46H16V48H17ZM24 46V45H23ZM38 48H39V45H36ZM46 45H44V47H45ZM54 46V45H53ZM58 46H56V47H58ZM80 46V45H79ZM86 46V45H85ZM93 46H91L92 48H93ZM97 46V45H96ZM96 46H94L95 47V49L96 50H100L99 51V53L98 52H94L95 54L96 53H98V54H100L101 52H104L103 51V48L101 47L100 49L98 48V46L96 47ZM124 46V45H123ZM150 46H152V45H150ZM149 46V47H150ZM154 46V48H155V52L157 51V49H156V47H155V45H153ZM184 46V47H183ZM7 47V46H6ZM9 47H12V46H8L7 47V49L9 48ZM22 47V46H21ZM27 47H28V45H27ZM31 47V46H30ZM29 47V48H30ZM48 47V46H47ZM61 47H63V45L61 46ZM90 47V46H89ZM149 47H147V48H149ZM201 47H202V45H201ZM22 48H26L25 46L24 47H22ZM33 48H35L34 46H33ZM64 48V47H63ZM63 48H61L60 49V51L59 52H62L64 49ZM66 48V47H65ZM67 48H68V46H67ZM91 48V49H92ZM109 48V46H107V49ZM126 48V47H125ZM147 48H145L146 50H148ZM153 48V49H154ZM11 49V48H10ZM13 49H14V44H13ZM28 49V48H27ZM36 49V48H35ZM40 49L42 50V47L40 46ZM39 49V50H40ZM49 49H50V46H49ZM59 50V48H56V50ZM70 49V48H69ZM77 49H79V47L77 48ZM85 49H87V47L85 48ZM122 49V50H121ZM153 49H151V50H153ZM233 49V48H232ZM4 50H5V46H4ZM23 50V49H22ZM48 50V49H47ZM106 50V49H105ZM109 50H110V48H109ZM111 51L112 53L114 52V51ZM119 50L117 49L114 53L116 54L117 52L119 53ZM129 50V49H128ZM150 50V49H149ZM148 50V51H149ZM160 50H161V47H160ZM177 50V51H178ZM181 50V49H180ZM208 50V49H207ZM207 50H204V51H207ZM229 50V49H228ZM246 50H248L247 48H246ZM246 50H243L244 52H246ZM250 50H251V47H250ZM2 51V49H1V47H0V52ZM14 51H15V49H14ZM87 51V50H86ZM88 51H89V49H88ZM93 51V50H92ZM107 51V50H106ZM110 51H107V52H110ZM123 51V52H122ZM8 52V51H7ZM16 52V51H15ZM33 52H35L36 53V50L35 51H33ZM38 52V56H40L41 54L39 53L40 51H37ZM44 52V51H43ZM66 52H67V50L65 51V54H66ZM68 52H69V50H68ZM71 52V51H70ZM110 52V53H111ZM186 52V51H185ZM248 52V54H250V55H248L249 57H254V54H257L256 53V51H255V53L251 56V53H249V50L247 51ZM252 52H254L253 50H252ZM24 53H26V51L24 50ZM48 53H49V50H48ZM116 54V55H119V54ZM157 53H158V51H157ZM161 53H162V50H161ZM174 53H175V51H174ZM173 53V54H174ZM50 54V53H49ZM48 54V55H49ZM72 54H74L73 52H72ZM77 54V53H76ZM212 54V53H211ZM1 55V54H0ZM6 55V54H5ZM28 54H25V56H27ZM78 55V54H77ZM91 55V54H90ZM103 55V54H102ZM213 55V54H212ZM234 55H236V57H237V54H234ZM259 55V54H258ZM3 56H4V52H3ZM2 56V57H3ZM19 56H21V55H19ZM29 56V55H28ZM27 56V57H28ZM31 56V55H30ZM29 56V57H30ZM54 56V55H53ZM69 56H70V54H69ZM74 56V55H73ZM72 56V57H73ZM76 56V55H75ZM120 56V55H119ZM214 56V55H213ZM215 56H217V55H215ZM214 56V58L213 59H215L216 57ZM238 56H240L239 54H238ZM15 57V56H14ZM13 57V58H14ZM50 57H51V55H50ZM71 57V56H70ZM99 57V56H98ZM117 57V56H116ZM209 57H210V54H209ZM241 57V56H240ZM248 57V58H249ZM260 57V56H259ZM22 58H23V56H22ZM35 58V57H34ZM74 58H76V57H74ZM78 58V57H77ZM118 58H120V57H118ZM118 58H117V60H118ZM258 58V57H257ZM256 58V59H257ZM20 59V58H19ZM61 59V58H60ZM98 59H100V58H98ZM102 59V58H101ZM247 59V58H246ZM258 59H260V58H258ZM55 60V58L53 59H51V61L53 62ZM88 60V59H87ZM105 60V59H104ZM121 60V59H120ZM17 61V60H16ZM19 61H21V60H19ZM29 61V60H28ZM95 61H97V60H95ZM255 61V60H254ZM44 62V61H43ZM46 62V61H45ZM60 62H61V65H62V61L61 60H58V63L60 64ZM90 61L88 60V63H89ZM98 62V61H97ZM102 62V61H101ZM244 62V61H243ZM256 62V61H255ZM258 62V61H257ZM27 63V62H26ZM48 63H49V65H48V68L47 69H49L50 67V61H48ZM264 63V62H263ZM30 64H31V62H30ZM46 64V63H45ZM54 64H56V66H57V62L56 63H54L53 62V65ZM63 66L65 67V66H67L66 64H65V62H63ZM120 64L122 65V61H120ZM184 64V63H183ZM52 64H51V67L53 66ZM71 65H72V63H71ZM116 65V62H115V64L113 65V66H115ZM120 65V66H121ZM69 66V65H68ZM260 66V65H259ZM39 66H36L35 67V65H27V64H25V65H22V64H17V66H15V65H13L11 68L12 69H7L6 70V76H5V78H4V75L2 76V74L0 73V88H1V86L2 85H6V84H13V85H15V87H18V92H19V86H22L23 88L25 87L26 88V86H24L25 84H27L29 81H30V78H31V75L33 76L34 75V73L35 72H39L40 71V69L38 68ZM45 67H46V65H45ZM72 67V66H71ZM77 67V66H76ZM246 67V66H245ZM0 68H1V66H0ZM56 68V67H55ZM111 68H112V66H111ZM213 68H214V66H213ZM252 68V67H251ZM39 69V70H38ZM63 69V68H62ZM69 69V68H68ZM75 69V68H74ZM73 69V72L75 71ZM115 69H116V67H115ZM211 69V68H210ZM246 69V68H245ZM247 69H249L248 67H247ZM49 70H51V69H49ZM53 70V69H52ZM67 70V69H66ZM66 70H65V72H66ZM191 70H192V68H191ZM252 70V69H251ZM2 72H3V70H1ZM69 71V70H68ZM210 71V70H209ZM211 71H213L212 69H211ZM248 72H250L249 70H247ZM246 71V72H247ZM45 72V71H44ZM49 72V71H48ZM71 72H72V70H71ZM72 72V73H73ZM247 72V73H248ZM47 73V72H46ZM67 73V72H66ZM188 73H189V71L188 70H181L180 69V74H181V79L183 78V79H185V80H183L182 79V81H185V83H187L186 81L188 80V78H187V75H188ZM36 74H39V73H36ZM41 74V73H40ZM47 74H50V73H47ZM64 74V73H63ZM249 74V76L251 77V73H248ZM253 74V73H252ZM45 75V74H44ZM217 75V74H216ZM224 75V74H223ZM255 75V74H254ZM190 76V75H189ZM213 76V75H212ZM248 76V75H247ZM253 76V75H252ZM35 77V75L33 76V78ZM37 77H38V75H37ZM40 77H42L43 78V75L41 76L40 75ZM46 77H48V76H46ZM86 77V76H85ZM217 77V76H216ZM215 77V78H216ZM220 77H221V75H220ZM223 77V76H222ZM222 77H221V79H222ZM249 77V78H250ZM254 77V79L256 80L257 78L255 77V76H253ZM253 77H251L252 79H253ZM259 77V76H258ZM61 78H63V77H61ZM179 79V78H178ZM212 80L214 79V76H213V78H211ZM259 79V78H258ZM47 80H48V78H47ZM50 80V79H49ZM52 80V79H51ZM61 80V79H60ZM120 80V79H119ZM225 80H229V77H228V79H227V76H226V79ZM37 81V80H36ZM35 79H32L31 78V81H30V83L32 84V85H34L35 84ZM55 81V80H54ZM230 81L232 82V80L230 79ZM229 81V82H230ZM251 81H253V80H251ZM64 82V81H63ZM212 82V81H211ZM213 82H214V80H213ZM39 83V82H38ZM162 83V82H161ZM165 82H163L162 84H159V87H162V90H165L166 88H167V82L164 84ZM228 83V82H227ZM254 83V82H253ZM252 83V84H253ZM257 83H260V82H257ZM52 84H53V82H52ZM172 84V83H171ZM214 84H215V82H214ZM255 84V83H254ZM30 84L28 83V86H29ZM40 85V84H39ZM116 85V84H115ZM119 85V84H118ZM161 85V86H160ZM165 85V87L163 88V86ZM191 85V84H190ZM216 85H217V83L214 85V89L216 88ZM7 86H9V85H6V88H7ZM12 86V85H11ZM41 86V85H40ZM44 86V85H43ZM103 87H104V85H102ZM125 87L126 85H124V83L122 84V87ZM5 87V86H4ZM4 87H2V88H4ZM33 87V86H32ZM36 87H39V86H36ZM157 87V86H156ZM174 87V86H173ZM218 87V86H217ZM221 87V86H220ZM232 87H233V85H232ZM12 87H10V89H11ZM55 88V87H54ZM86 88V87H85ZM126 88H127V86H126ZM131 88V87H130ZM187 88V90L189 91V93H191L193 90H192V88L189 86V84L185 87V89ZM5 89V88H4ZM4 89L2 90V89H0V90H2V92L3 93H5L4 92ZM13 89H14V87H13ZM40 89V88H39ZM62 89V88H61ZM156 89H158V88H156ZM155 89V90H156ZM216 89H219V91H218V93H219V95H220V93H222L221 91H222V89H220L219 87L218 88H216ZM224 89V88H223ZM263 89V88H262ZM109 91H110V89H108ZM118 90V89H117ZM116 90V91H117ZM120 90V89H119ZM173 90H174V88H173ZM192 90V91H191ZM221 90V91H220ZM237 90V89H236ZM75 91V90H74ZM187 91V92H188ZM191 91V92H190ZM232 92L233 91H235L234 90V88H233V90H231ZM238 91V90H237ZM249 92H250V90H248ZM14 92V91H13ZM21 92V91H20ZM45 92H47V91H45ZM182 92H184L185 93V90L184 91H182ZM224 92H225V95H226V93H229L230 94V91L229 92H226L225 91V89H224ZM236 92V91H235ZM239 92H241V91H239ZM243 93H244V91H242ZM241 92V94H243ZM257 92V91H256ZM259 92V91H258ZM263 92V91H262ZM21 93H23V90H22V92ZM174 93V92H173ZM255 93V92H254ZM253 93V94H254ZM6 94H8L7 92L5 93V95ZM77 94V93H76ZM124 94V93H123ZM188 94V93H187ZM186 94V95H187ZM192 94H194V92H192ZM192 94H189V96L187 95L186 97L188 98H184L183 100H186L185 101V103H187L188 104V106H189V108H186V109H188V110H186V111H188V114H187V117H189V119H190V117L192 118V120H193V122H196V124H194L195 126H197L196 128L195 127H193V129L192 130H188V128L186 127V130L184 131V134L186 135H189L190 136V138H191V140H193L194 139V146H195V148H197L199 145L200 146H202V145H204V143H202V142H204L205 141V139H202L201 137H208L209 135H210V131H214V135H215V133H217V137H216V140L214 141L213 140V143H218L217 145H219V144H222V143H224L223 144V146H221L222 147V149H221V147H219L220 149H221V151H222V155H221V157H225L226 156V154H232L233 156H234V158L235 159H237V160H239V165H241L240 167H241V169H242V167H245L246 165H248L249 163H251L250 165H253V166H255V168H253L252 170H254V171H251V168L248 166L247 167V169L249 168V170L247 171V170H243V169H245V168H243L242 170L241 169H239L238 171H233V173L234 174H236V179H235V183H237V185H238V187H244V188H246V189H253V190H255L256 192H258L260 195L259 196H262V204L264 205V179H263V177H264V117H262L263 116V109H264V103L263 102H259V103H263L262 105L261 104H259L256 100H257V98H256V100H254L253 99V101L251 100L252 99V97H250V99L248 98L249 97V94L248 95H246L245 94V99L247 100H245V102H247L248 104L249 103H251V102H253V104H252V108H254V109H252V110H254V112H255V110H256V113H257V118L256 119H258V121L256 120H254L253 122L252 121H250V125H251V127L250 128H248L249 130H246L247 132H248V134L250 135V140H251V142H250V140L248 139V140H246V137H245V139L244 138H241L242 140L244 139V143H247V144H250L251 143V147H252V149L250 150V146H249V148H246L245 149V146H244V143H243V147H242V144L240 143H236V141L238 140V141H240L236 136L238 135V133L236 132L237 131V128L238 127H236L235 126V133L232 131V130H227V128H229V127H227V125L225 126V123H224V121H223V119H224V117H225V115L221 112H219V111H217L216 109V112H212V111H209V112H205V111H208V109L206 108H204L202 105H206L207 103V100H206V102H203L202 103V100L200 101V100H198V99H195L194 98V95H192ZM196 94V93H195ZM237 94V93H236ZM9 95V94H8ZM174 95V94H173ZM172 95V96H173ZM222 95V94H221ZM262 95H264V93H262ZM118 96V95H117ZM120 96H121V92H120ZM191 96V97H190ZM229 96H231V95H229ZM239 96H241V95H239ZM239 96H237L236 95V97L238 98ZM244 96V95H243ZM248 96V97H247ZM189 97H190V99H189ZM219 97V96H218ZM222 97H223V95H222ZM228 96H226V98H227ZM247 97V98H246ZM1 98V97H0ZM122 98V97H121ZM167 99H172V97L169 95V96H167L166 97ZM213 98V97H212ZM224 98V97H223ZM241 98H242V96H241ZM241 98H240V100H241ZM244 98V97H243ZM243 98H242V100H243ZM165 99V98H164ZM217 99V98H216ZM221 99V98H220ZM220 99H218V100H220ZM229 99V98H228ZM231 100H232V96H231V98H230ZM258 99H260V98H258ZM50 100H51V98H50ZM166 100V99H165ZM213 100H214V98H213ZM227 100V99H226ZM239 100V98L237 99V101ZM250 100V102H248ZM49 101V100H48ZM55 101V100H54ZM167 101V100H166ZM221 101V100H220ZM255 101V102H254ZM260 101H262L261 99H260ZM51 102V101H50ZM162 102V101H161ZM184 102V101H183ZM241 102H244V101H241ZM60 103V102H59ZM163 103H164V101H163ZM166 103V102H165ZM184 103V104H185ZM213 103V102H212ZM221 103V102H220ZM219 103V104H220ZM229 103H230V101H229ZM232 103V102H231ZM230 103V104H231ZM255 103V104H254ZM72 104V103H71ZM160 105L162 104V103H159ZM171 104V106H173L174 105V102L172 103V102H168V105H170ZM215 104V103H214ZM223 104H225V102L223 103ZM233 104V103H232ZM235 104V103H234ZM238 103H236V105H237ZM166 105H167V103H166ZM175 105H177V104H175ZM186 105V104H185ZM208 106H209V104H207ZM228 105V104H227ZM188 106H186V107H188ZM201 106L205 109V111L203 112L202 110H201ZM135 107V106H134ZM160 107V106H159ZM168 107V109H169V106H167ZM166 107V108H167ZM234 107V106H233ZM92 108V107H91ZM175 107L173 106V108H171V109H174ZM224 108H226V107H224ZM224 108L222 109V110H224ZM230 108H232L231 107V105H230ZM134 109H136V107L134 108ZM133 109V110H134ZM160 109V108H159ZM168 109L166 110L167 111V113H168ZM171 109H169V113H171L172 111H171ZM233 109V108H232ZM229 110L230 112H228V113H230L229 114V116H228V118H230L231 120V122L232 121H234V124H235V121L236 122H238V124L240 123H242V122H239V121H242V118L240 117V116H242V115H237V114H231V111H234L235 113H236V111H235V108H234V110ZM237 109V108H236ZM132 109H131V111H133ZM220 111H221V109H219ZM226 110L228 111V109L226 108ZM225 110V111H226ZM86 111V110H85ZM91 111V110H90ZM160 112L162 113V115H165L166 116V114L165 113H163V109H160ZM165 112V111H164ZM173 112H175V110H173ZM253 112V113H254ZM110 113V112H109ZM133 113V112H132ZM132 113L130 112L129 114H131V116L133 117L134 116V114L132 115ZM138 113H139V111H138ZM169 113L167 114V115H169ZM187 113V112H186ZM212 113H214L215 115H213ZM78 114V113H77ZM76 114V115H77ZM85 114V113H84ZM182 114V113H181ZM73 115V114H72ZM95 115V114H94ZM171 115V114H170ZM178 115V114H177ZM83 116V115H82ZM86 116V115H85ZM92 116V115H91ZM174 117H175V115H173ZM172 116V117H173ZM259 116H260V118H259ZM169 117H171V116H168V118ZM171 117V118H172ZM80 118H81V115H80ZM103 118V117H102ZM175 123H176V121L178 122V120H180V119H178V118H176L175 117ZM260 119V120H259ZM92 120V119H91ZM191 120V121H192ZM225 120V119H224ZM227 120V119H226ZM244 120H245V118H244ZM181 121V120H180ZM229 121V124L231 123ZM246 121H248V120H246ZM92 122V121H91ZM197 122H201V124H203V123H205L206 122V125L204 124V126L205 127H208V124L210 125V127L212 128H210V130H209V134L207 133H205L204 131L205 130H203L201 127H200V123L199 124H197ZM254 124V123H256V127H254V125H252V123ZM257 122H259L258 123V125H257ZM172 123V122H171ZM226 123H228L227 121H226ZM247 123V122H246ZM245 123V124H246ZM95 124V123H94ZM232 124V123H231ZM238 124L236 123V125L238 126ZM244 124V123H243ZM244 124V125H245ZM173 125V124H172ZM178 123H177V127H178ZM247 125H249L248 123H247ZM247 125L244 127L245 129H247L246 127H247ZM95 126H96V124H95ZM94 126V127H95ZM148 126V125H147ZM146 126V127H147ZM173 126H175L176 127V124H174ZM192 126H193V123H192ZM203 126V127H204ZM254 127V129H253V127ZM98 127V126H97ZM150 127V126H149ZM148 127V128H149ZM156 127V126H155ZM159 127V126H158ZM171 127V126H170ZM199 127V130L200 131H203V133H205V135L204 134H202V132H200L197 128ZM225 127H227V128H225ZM249 127V126H248ZM141 128V127H140ZM144 128V127H143ZM161 128H163V127H161ZM169 128V127H168ZM168 128H166V130L165 131H168ZM192 127L191 126H189V129H191ZM194 128L195 129H197L200 133H198V131H196V130H194ZM209 128V127H208ZM241 128H242V126L240 127V130H241ZM74 129V128H73ZM165 129V128H164ZM202 129V130H201ZM232 129V128H231ZM233 129H234V125H233ZM141 130H144V129H141ZM146 130V129H145ZM160 130V128H158V131ZM238 130H239V128H238ZM77 131V130H76ZM146 131H148V130H146ZM151 131H153V129L151 130ZM150 131V132H151ZM156 131V130H155ZM154 131V132H155ZM158 131H157V137H158V135H159V133H158ZM172 131V130H171ZM208 131V130H207ZM213 131H212V133H213ZM243 130H241V132H242ZM246 131H243V134L244 135H242V136H239V138L240 137H244V136H248V135H246L245 133H247ZM11 132V131H10ZM132 132V131H131ZM138 132V131H137ZM140 132V131H139ZM163 131H161V133H162ZM245 132V133H244ZM134 133H135V131H134ZM166 133V132H165ZM164 133V134H165ZM170 133H172V132H170ZM141 134H143V133H141ZM153 134V133H152ZM164 134L162 133V135L164 136ZM203 135V136H201V135ZM237 134V135H236ZM10 134L8 133V135H3L2 137L3 138H5V142L4 141H2V143H0V176H2L4 179H5V181H7V182H9L11 185H13V186H16V187H21V189H23L24 191H25V194H26V200L28 201V202H32V203H38V202H40V203H43L44 201H46V202H48V204L50 203L53 207H55L56 206V209H57V211L58 212H60V214H65L66 216H68V219L70 220V222H71V224L72 223H74L76 226L77 225H79V226H82V227H85V228H89V227H92V228H100L101 230H104V232H105V236L106 237H111L112 235H113V227H112V224L114 223V222H119V224H121L120 226H122V229H123V231H122V234H123V237H124V235L125 236H127V237H129V235L130 234H134V236L135 237H137V238H135L134 239V241H132V239H130V240H128V238H127V247H126V249H124L123 251H121L120 253L118 252V250L117 251H113V250H111V249H109L108 247H106L105 246V244H103V243H101L99 240H98V238H97V236L95 235V234H91V232H89L88 234H85V236H87V237H84V238H86V243L87 244H89V246H90V249H89V255H90V257H91V260L93 259V261H94V264H165V260L167 259V261L170 263V264H195L193 261H191L190 259H189V257H192V255H190L192 252H190L189 251V246H191V247H194V246H192V245H194V241L193 242H188L185 238L184 239H181L180 237H179V235H178V233L176 234V232L174 233L175 235L172 237V236H164L163 235V237H161L162 236V234L164 233V229H162V232L163 233H161V236L158 238L157 237V234L156 233H154V231H153V227L152 226H149V224L148 225H146V224H141V223H138V217H140V214H139V212H138V216L136 215V213H135V211H134V208H133V211L132 210H130V208H132V206L129 208V210H126V211H121V210H119V209H116V210H113V211H111L112 213H109V214H106V215H102V214H100V212L99 211H97V210H94V208L91 206V204L89 203V196L90 197H92V194L94 193V187H93V185L95 184V181H96V177H95V172L94 171H92L91 173H88V174H85L83 171L85 170V168H83L82 169V171L81 172H83V173H80V175H78V177L75 179L76 180V182H75V187H73V188H76V193L74 192V194L71 196V198H64V197H62V188H61V186L63 185L62 183H64V185L65 186H67L68 187V185H73V182L75 181H73V179H71V178H69V176L70 175H67V173H65V175H64V179H63V182H61L59 179H60V176H59V174H60V171H57V169H56V163H58L57 161H60L59 159L58 160H55L54 159V157H55V155H53L54 157H52L50 154H48L47 152L48 151H46L45 152V150L43 151V149H41L37 144L36 145H34V144H28L26 141L27 140H25V138L23 137V136H21V134L20 135H17L18 136V139L16 138V140L17 141H15V139H13V138H11L10 136H9ZM12 135V134H11ZM131 135V134H130ZM136 135H137V133H136ZM139 135V134H138ZM144 135V134H143ZM156 135V134H155ZM161 135V134H160ZM159 135V136H160ZM170 135H172V134H170ZM10 138H9V137ZM16 136V137H17ZM55 136V135H54ZM140 136V135H139ZM138 136V137H139ZM166 136V135H165ZM164 136V137H165ZM201 138L199 141H201L202 140V144H197V146H196V143H195V141L197 142V140H195V139H199V137ZM216 136V135H215ZM8 137V138H7ZM136 137V136H135ZM171 138V136H169V132L167 133V140H169V138ZM211 137H213V136H211ZM116 138V137H115ZM144 138V137H143ZM152 138V137H151ZM249 138V137H248ZM128 139V138H127ZM138 139V138H137ZM153 139H155V138H153ZM152 139V140H153ZM158 139V138H157ZM165 138H164V140H166ZM210 139V141H208ZM209 139L207 138L206 139V141H208L210 144L212 143L211 141V138L209 137ZM213 139V138H212ZM237 139V140H236ZM58 140V139H57ZM166 140V141H167ZM190 140V139H189ZM241 140V141H242ZM1 141V140H0ZM8 141V142H7ZM15 141V142H14ZM126 141V140H125ZM129 141V140H128ZM133 140H131L130 139V141H129V143L130 142H132ZM155 141H157L156 139H155ZM158 142V141H157ZM163 142V141H162ZM161 142V143H162ZM250 142V143H249ZM56 143V142H55ZM132 143H134V142H132ZM160 143V144H161ZM192 143H193V141H192ZM152 144H154L153 143V141H152ZM158 145H160L159 143H157ZM208 143L206 142V144L205 145H207ZM118 145V144H117ZM119 145H121V144H119ZM163 145V144H162ZM166 145H168L167 143H165V145L163 146L164 148H166L165 146ZM169 145H170V143H169ZM169 145H168V147H169ZM216 145V146H217ZM253 145V146H252ZM54 146V145H53ZM56 146V145H55ZM92 146V145H91ZM200 146L198 147L199 149H200ZM216 146H215V148H216ZM209 146H207V148H208ZM162 148V147H161ZM202 148H204V146L202 147ZM205 148H206V146H205ZM210 148H214V144H212V146L210 147ZM214 148V149H215ZM244 148V149H243ZM57 149V148H56ZM118 149V148H117ZM93 150V151H92ZM90 149V151H91V153H94L95 152V150H94V148L93 149ZM123 149H121L120 151V155H118L119 153L117 152L116 154H115V156L117 157V155H118V157L117 158H113V159H111L112 160V164H113V166H115V167H117V169H119L120 170V172L122 173V172H124V173H126V171L127 170H124L125 169V161L127 160L126 159V152L123 150ZM168 150V149H167ZM171 150V149H170ZM169 150V151H170ZM196 150V149H195ZM213 150V149H212ZM244 150H246V153L244 152ZM248 150H250V151H252V152H250V151H248ZM54 151H55V149H54ZM57 151V150H56ZM88 151H89V149H88ZM98 151V150H97ZM119 151V150H118ZM200 151H204L203 149H201V150H196V154H197V156H198V154H199V157H200V154L201 153H199ZM216 150H213V152H215ZM221 151L219 152V150H217L216 152H218L217 154H219V153H221ZM248 151V152H247ZM254 151V152H253ZM98 152H101V151H98ZM114 152H115V150H114ZM198 152V153H197ZM215 152V153H216ZM226 154H225V153ZM105 153H106V151H105ZM128 153V152H127ZM244 153V154H243ZM249 153V154H248ZM108 154V153H107ZM106 154V155H107ZM195 154V153H194ZM192 155L193 157V162H195V161H199L198 160V158H196V155ZM216 154V155H217ZM247 156H246V155ZM251 154V155H250ZM114 155V153L112 154V156ZM108 157H109V154L107 155ZM195 156V157H194ZM114 157V156H113ZM217 157V156H216ZM102 157H98V160H100ZM191 157H189V159H190ZM196 158V159H195ZM203 158V157H202ZM201 157L199 158V159H202ZM97 159V158H96ZM220 159V158H219ZM192 160V159H191ZM190 160V162H192ZM208 160H210V159H208ZM208 160L206 159V161H207V163H208ZM212 160V159H211ZM216 160H218V158L216 159ZM226 160V159H225ZM237 160H236V162H237ZM189 161V160H188ZM206 161H205V163L204 164H206ZM247 161V162H246ZM127 162V161H126ZM129 162V161H128ZM214 162V161H213ZM84 163V162H83ZM215 163V162H214ZM225 163V162H224ZM244 163H248V164H246L245 166H244ZM85 164V163H84ZM89 164V163H88ZM88 164H87V166H88ZM208 164H210V165H208V166H211V162L210 163H208ZM218 164H220L219 162H218ZM38 165H40V169L41 170H39V172L41 173V178L40 177H36V175H35V170H36V168H37V166ZM131 165V164H130ZM237 165H238V163H237ZM208 166H206V167H208ZM212 166H213V164H212ZM234 166H236V164H234ZM233 166V167H234ZM42 167V168H41ZM219 167H220V165H219ZM231 167V166H230ZM239 167V166H238ZM252 167V166H251ZM57 168H58V166H57ZM128 168V167H127ZM221 169H222V167H220ZM235 168V167H234ZM123 169V170H122ZM208 169H210V168H208ZM224 169V168H223ZM222 169V170H223ZM237 169V167L235 168V170ZM217 170H218V168H217ZM180 171V170H179ZM73 172V171H72ZM71 172V173H72ZM75 173L77 172V171H74ZM217 172V171H216ZM224 172L226 173V174H228V173H231L232 171H231V168L228 170V168L227 169H224ZM39 173V174H40ZM223 173V172H222ZM78 174H79V171H78ZM224 174V173H223ZM222 175V174H221ZM225 178H226V176H225ZM224 178V179H225ZM228 178V177H227ZM40 179L43 181V182H45L46 184H47V188H48V198L47 199H45V200H40V197H39V194H40V184H41V182H40ZM228 180H230V179H228ZM231 183V182H230ZM229 183V184H230ZM225 184V183H224ZM225 187V186H224ZM228 187V186H227ZM204 188V187H203ZM202 188V189H203ZM240 189H238V191H239ZM252 190V191H253ZM74 191H75V189H74ZM82 191H86V195H87V198L85 197L86 195H84L83 193H82ZM228 191V190H227ZM239 192H241V190L239 191ZM255 192V193H256ZM254 193V194H255ZM207 193H205V195H206ZM257 195V194H256ZM255 195V196H256ZM222 196V195H221ZM220 196V197H221ZM184 197V196H183ZM206 197V196H205ZM219 197V196H218ZM227 198V197H226ZM255 198V197H254ZM207 199H208V197H207ZM185 200V199H184ZM220 200V199H219ZM258 200V199H257ZM186 201V200H185ZM195 201V200H194ZM207 201V200H206ZM209 201H210V199H209ZM208 201V202H209ZM240 201V200H239ZM259 201V200H258ZM257 201V202H258ZM187 202V201H186ZM184 203V202H183ZM45 204V203H44ZM108 204L109 205H112V203L111 202H108ZM222 204V203H221ZM224 204V203H223ZM231 204V203H230ZM46 205H47V203H46ZM209 206V205H208ZM214 206V205H213ZM223 206V205H222ZM196 207H197V205H196ZM191 208H195V206L194 207H192L191 206ZM190 208V209H191ZM220 208V207H219ZM126 209V208H125ZM125 209H123V210H125ZM135 209H136V207H135ZM189 211H191V210H189ZM223 210H221V212H222ZM227 211H228V209H227ZM244 211V210H243ZM251 211H252V209H251ZM197 212V213H196ZM220 212V211H219ZM191 213H193L192 211H191ZM195 213L198 215V210H196L195 211ZM217 213V212H216ZM215 213V214H216ZM223 213H225L224 211H223ZM194 214V213H193ZM228 214H229V211H228ZM217 215V214H216ZM216 215H215V217H216ZM227 215V214H226ZM225 215V216H226ZM233 215V214H232ZM249 215V214H248ZM185 216V215H184ZM184 216H182V217H184ZM199 216H200V211H199ZM206 216V215H205ZM218 216V215H217ZM224 216V217H225ZM241 216V215H240ZM181 217V218H182ZM209 217H212V216H209ZM219 217H220V215H219ZM185 218V217H184ZM183 218V220H186V218L184 219ZM197 218V220L198 219H201V216H200V218H198V217H196ZM223 218V217H222ZM67 219V218H66ZM164 219V218H163ZM193 219V218H192ZM206 219V217L204 218V221H206L205 220ZM218 219V218H217ZM220 219H221V217H220ZM229 219V218H228ZM169 220V219H168ZM183 220H181V223H185V221H183ZM236 220V219H235ZM170 221H172V220H170ZM169 221V223H171ZM183 221V222H182ZM188 221V223H186V224H188V226H189V219L187 220ZM186 221V222H187ZM201 221V220H200ZM199 221V222H200ZM228 221V220H227ZM138 224H137V223ZM160 222V221H159ZM161 222H163V221H161ZM167 222V221H166ZM208 222V221H207ZM207 222H204L205 224L207 223ZM232 222V221H231ZM178 223H180V220H179V222ZM210 223V222H209ZM217 223V222H216ZM236 223L238 224L239 222H237L236 221ZM136 224V225H135ZM160 224V223H159ZM163 224V226L165 227L166 225H165V223L163 222L162 223ZM185 224V225H186ZM232 224V223H231ZM151 225V224H150ZM169 225V224H168ZM182 225V224H181ZM193 224H192V220H191V226H192ZM209 225V224H208ZM227 224H225V226H226ZM236 225V224H235ZM183 226V225H182ZM193 226H195V224L193 225ZM217 226V225H216ZM244 226V225H243ZM157 227H159L158 226V224H157V226H156V228ZM186 226H184V228H185ZM229 227H230V225H229V223H228V225H227V227H226V229L228 230L229 229ZM236 227H238V225H236ZM236 227L234 228V229H236ZM160 228V227H159ZM158 229V228H157ZM186 229V228H185ZM181 230V229H180ZM187 230V229H186ZM241 232H242V230L241 229H239ZM196 231V230H195ZM229 231V230H228ZM233 231V230H232ZM86 232H88L87 230H86ZM157 232V231H156ZM190 231H188V233H189ZM235 232V231H234ZM101 233H103V232H101ZM159 233V232H158ZM182 233H183V231H182ZM186 233H187V231H186ZM187 233V234H188ZM235 233H239L238 231H236ZM248 233H250L249 231H248ZM251 234H253V232L251 233ZM109 235V236H108ZM115 235V234H114ZM166 235H167V232H166ZM178 235V236H177ZM184 235H185V232H184ZM183 235V236H184ZM189 235H190V233H189ZM236 235H238V234H236ZM245 235V234H244ZM133 236V237H134ZM159 236V235H158ZM187 237H188V235H187ZM186 237V238H187ZM190 237V236H189ZM194 237V236H193ZM204 237H205V235H204ZM183 238V237H182ZM159 239H161L162 241H163V243H164V247H160L159 246V244H158V240ZM197 238L195 237V240H196ZM198 240H199V242H201L202 244L203 243H206L207 242V244L209 243L207 240H205V238H204V240L203 239H199L198 238ZM116 241V240H115ZM110 242V241H109ZM189 243V244H188ZM198 243V242H197ZM202 244H201V246L200 247H202ZM209 244H211L212 245V243L210 242ZM189 245V246H188ZM206 245V244H205ZM209 246V245H208ZM112 247H113V245H112ZM114 248H116V247H114ZM213 248V247H212ZM119 249V248H118ZM211 251V250H210ZM194 252V251H193ZM197 252H199V251H197ZM215 252V251H214ZM221 253V252H220ZM208 253H206L205 255H207ZM217 254V253H216ZM48 255H50V256H55V257H57V258H60V255L61 254H55L54 255V253H52L51 251H48ZM67 255H69L68 253H67ZM67 255L65 256V257H67ZM61 256H64V255H61ZM193 256H194V254H193ZM196 256V255H195ZM208 257H209V254L207 255ZM205 257V256H204ZM203 257V258H204ZM213 257H215L214 255H213ZM212 257L210 256L209 257V260H201L202 261V263H201V261L198 263V264H209V263H211V261H213V258L211 259ZM195 260V259H194ZM198 260V259H197ZM199 260H200V258H199ZM173 261V262H172ZM204 261V262H203ZM196 262V261H195ZM198 262V261H197ZM197 264V263H196Z\"/></svg>","mask_w":264,"mask_h":264},{"label":"crops","instance_id":"crops-1","mask_svg":"<svg viewBox=\"0 0 264 264\" xmlns=\"http://www.w3.org/2000/svg\"><path fill=\"white\" fill-rule=\"evenodd\" d=\"M21 206V211L16 213L1 209L0 264H41L31 257L45 244L39 222L40 209L28 201Z\"/></svg>","mask_w":264,"mask_h":264},{"label":"built area","instance_id":"built-area-1","mask_svg":"<svg viewBox=\"0 0 264 264\" xmlns=\"http://www.w3.org/2000/svg\"><path fill=\"white\" fill-rule=\"evenodd\" d=\"M0 260H1V257H0Z\"/></svg>","mask_w":264,"mask_h":264}]
</instances>
